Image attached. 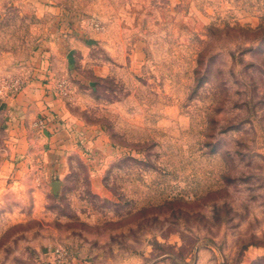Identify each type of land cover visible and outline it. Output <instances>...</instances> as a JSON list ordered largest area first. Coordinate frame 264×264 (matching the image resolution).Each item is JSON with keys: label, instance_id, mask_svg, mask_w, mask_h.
Here are the masks:
<instances>
[{"label": "rangeland", "instance_id": "obj_1", "mask_svg": "<svg viewBox=\"0 0 264 264\" xmlns=\"http://www.w3.org/2000/svg\"><path fill=\"white\" fill-rule=\"evenodd\" d=\"M34 61L71 130L0 264H264V0H0V85Z\"/></svg>", "mask_w": 264, "mask_h": 264}, {"label": "crops", "instance_id": "obj_2", "mask_svg": "<svg viewBox=\"0 0 264 264\" xmlns=\"http://www.w3.org/2000/svg\"><path fill=\"white\" fill-rule=\"evenodd\" d=\"M31 64L22 68H26L23 71L26 84L18 92L9 94L6 87H3L6 85H0V109L9 123L8 139L4 141L0 162V191L6 186L25 185V179L20 176L40 165L39 155H42L49 173L61 171L63 148L68 142L66 138L71 130L70 123L59 100L51 94L45 71L35 61ZM9 66L8 61L3 66L4 70H8ZM55 113L62 118V124H52L51 115ZM42 122L46 123V127L40 128L42 135H39L36 126ZM41 145L42 150L39 148ZM11 174L15 177L8 182Z\"/></svg>", "mask_w": 264, "mask_h": 264}]
</instances>
